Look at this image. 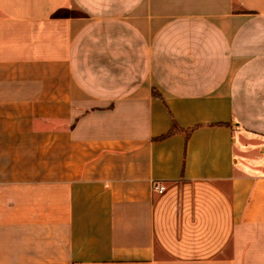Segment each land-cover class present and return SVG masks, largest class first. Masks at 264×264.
<instances>
[{
  "label": "crops",
  "instance_id": "obj_1",
  "mask_svg": "<svg viewBox=\"0 0 264 264\" xmlns=\"http://www.w3.org/2000/svg\"><path fill=\"white\" fill-rule=\"evenodd\" d=\"M0 264H264V0H0Z\"/></svg>",
  "mask_w": 264,
  "mask_h": 264
},
{
  "label": "built area",
  "instance_id": "obj_2",
  "mask_svg": "<svg viewBox=\"0 0 264 264\" xmlns=\"http://www.w3.org/2000/svg\"><path fill=\"white\" fill-rule=\"evenodd\" d=\"M153 188L158 191V192H162L163 189L165 188V186L161 183H157V182H154L153 183Z\"/></svg>",
  "mask_w": 264,
  "mask_h": 264
},
{
  "label": "trees",
  "instance_id": "obj_3",
  "mask_svg": "<svg viewBox=\"0 0 264 264\" xmlns=\"http://www.w3.org/2000/svg\"><path fill=\"white\" fill-rule=\"evenodd\" d=\"M177 129V127H176V125L168 132V133H166L165 135H163V136H161V137H165V136H167V135H169V134H172L175 130ZM188 133H189V131H188Z\"/></svg>",
  "mask_w": 264,
  "mask_h": 264
}]
</instances>
